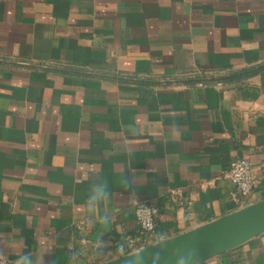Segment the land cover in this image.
I'll return each mask as SVG.
<instances>
[{"label": "crops", "instance_id": "obj_1", "mask_svg": "<svg viewBox=\"0 0 264 264\" xmlns=\"http://www.w3.org/2000/svg\"><path fill=\"white\" fill-rule=\"evenodd\" d=\"M264 0H0V246L98 264L143 245L137 202L170 237L264 197ZM221 78V79H220ZM127 186H122V181ZM109 184L101 232L90 186ZM112 249L102 258L95 242ZM198 264H264V232Z\"/></svg>", "mask_w": 264, "mask_h": 264}, {"label": "water", "instance_id": "obj_2", "mask_svg": "<svg viewBox=\"0 0 264 264\" xmlns=\"http://www.w3.org/2000/svg\"><path fill=\"white\" fill-rule=\"evenodd\" d=\"M264 232V197L182 233L162 238L128 252L143 249L144 264H152L153 254L161 252L160 264H174L177 250L194 249L197 264L228 251ZM114 257L98 264H122Z\"/></svg>", "mask_w": 264, "mask_h": 264}, {"label": "clouds", "instance_id": "obj_3", "mask_svg": "<svg viewBox=\"0 0 264 264\" xmlns=\"http://www.w3.org/2000/svg\"><path fill=\"white\" fill-rule=\"evenodd\" d=\"M122 186H127V181L123 180ZM90 196L88 202L85 204V212L88 218H94L99 226L101 232L110 230L112 225V217L108 213H102V207L110 199L109 184L99 181L90 186ZM117 260L119 257H124L122 264H144L142 256L143 249L137 252L128 254L127 240L122 239L116 245ZM111 247L104 241L95 242L93 244V252L97 258H102L106 254V250L111 251ZM53 248L44 247L38 252H24L21 251L12 264H48L45 257L50 256ZM161 252L157 250L152 257V264H160ZM0 264H8L7 251L3 246H0ZM174 264H197L196 253L194 249H180L174 259Z\"/></svg>", "mask_w": 264, "mask_h": 264}, {"label": "built area", "instance_id": "obj_4", "mask_svg": "<svg viewBox=\"0 0 264 264\" xmlns=\"http://www.w3.org/2000/svg\"><path fill=\"white\" fill-rule=\"evenodd\" d=\"M225 176L231 179L235 184V197L237 201L243 202L242 206L254 202L252 200V188L255 183V175L253 172V164L250 160L246 158L235 160L230 164L225 172ZM135 214L142 234V246L147 245V243H152L151 237L155 234V224L158 216L157 207L151 203L140 201L136 203ZM162 238L166 237L159 236V240Z\"/></svg>", "mask_w": 264, "mask_h": 264}, {"label": "trees", "instance_id": "obj_5", "mask_svg": "<svg viewBox=\"0 0 264 264\" xmlns=\"http://www.w3.org/2000/svg\"><path fill=\"white\" fill-rule=\"evenodd\" d=\"M263 68H264V64H260V65H257V66L248 67L246 69H243L240 72H236V73L231 72L227 76H232L233 77V76H238V75H241V76L250 75V74H253V73H256V72H259V71L263 70ZM154 235L151 237L152 238V241L153 242L158 241L159 238L157 236H154Z\"/></svg>", "mask_w": 264, "mask_h": 264}]
</instances>
